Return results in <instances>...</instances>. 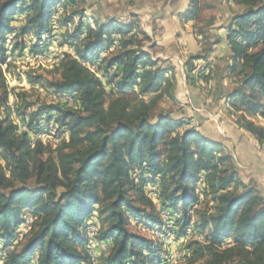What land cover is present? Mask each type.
<instances>
[{
	"label": "trees",
	"instance_id": "obj_1",
	"mask_svg": "<svg viewBox=\"0 0 264 264\" xmlns=\"http://www.w3.org/2000/svg\"><path fill=\"white\" fill-rule=\"evenodd\" d=\"M64 1L71 10L51 27ZM83 1L0 0V62L7 53L36 52L46 34H58L73 54L65 52L53 68L57 78L23 74L32 86L75 99L73 108L47 102L34 108L25 91L8 87L9 64L0 66L1 264L87 262V221L93 217L99 223L94 239L107 246L100 264L161 262L163 243L130 231L131 220L178 239L194 228L200 238L186 246L200 264H264V197L240 180L223 144L190 125V118L171 111L152 115L164 97L176 100L174 66L145 50L151 40L136 14L125 20L90 17L91 23L85 9H75ZM233 1L239 10L218 28L225 30L228 56L214 75L216 91L236 113L235 123L264 144V125L248 117L264 118V0ZM200 7L201 0H187L178 16L196 20ZM219 42L216 35L188 55L187 84L195 85L196 63ZM100 56L101 77L85 64ZM209 73L202 70L199 77L206 81ZM224 77L234 78L225 92ZM9 94L23 131L10 118ZM51 120L58 136L68 134L54 150L32 142ZM149 187L170 225L148 196ZM26 213L33 219L21 234Z\"/></svg>",
	"mask_w": 264,
	"mask_h": 264
},
{
	"label": "rangeland",
	"instance_id": "obj_2",
	"mask_svg": "<svg viewBox=\"0 0 264 264\" xmlns=\"http://www.w3.org/2000/svg\"><path fill=\"white\" fill-rule=\"evenodd\" d=\"M186 6H187V0H136V1H134V0H85L81 3H79L75 9H77V10L85 9L83 13L85 16L88 17V19L91 23H92V21H91L92 18L97 19V20L98 19H102V20L104 19L105 20L107 18H115L116 17V18H120V19L125 20L127 18V16L132 11L139 10L138 11L139 15L137 14V19H135V21L140 23L142 20V25L145 26V23L148 20V16H149V23H151V21H152L151 19H152L153 15L156 13H160V14L161 13L162 14H168L169 13L170 14L172 12L176 15H179L186 8ZM55 10L56 11L53 15L54 17L52 18L51 27H54V23L56 26H58V21L60 20V18L63 15L70 12L71 9L69 8V6L64 1V3L59 4L55 8ZM238 10H239V7L234 3L233 0H201L200 12H199L197 19L193 20L189 23L184 22L185 25L183 27V31L184 32L187 31V32H189V34H192L194 40L197 41L200 44V46H202L203 44H206L208 42H213L215 40L216 31L218 30V28L220 26L224 25L227 22L230 15L234 14ZM140 13H142V14H140ZM90 17H91V19H90ZM149 23H147V25ZM172 23L173 22L171 20H169L167 24H168V26H173V27L174 26L176 27L179 25V24L174 25ZM151 24H153V23H151ZM199 32L202 35H199ZM48 36H50V35L46 34L44 36L46 39V43L44 42V44H43L42 39L39 42V44L43 45V47L39 50H42L41 53L43 55H45L47 50L50 49V46H56L57 37H58L59 54L57 55V61L42 60L41 62H35L32 65L28 66V70L32 71L31 74L41 75L42 78L45 80L57 78V75L54 73L53 68L58 65L60 59L63 57V54L65 52L73 54V52L70 51L69 48L62 43V39H61L60 35L57 34V37H52V38H51V36L48 38ZM196 38L198 40H196ZM8 41H9V43H8ZM12 42L13 41L10 39L7 40V43L9 45H11ZM147 44H149L147 46H150V43H147ZM187 45H189V44H187ZM206 46L208 47V44H206ZM154 47H155V44L151 45L148 48L145 47V50H149L155 56L157 51ZM209 47L213 48V50L215 49L214 46L210 45ZM192 48L193 47H191V49ZM27 52L33 53V52H29L28 50H24L22 53H27ZM20 54L21 53H18V52L11 54V55H15L18 58L19 64L18 63L17 64L11 63L8 67V71H9L7 73L8 87L9 88L15 87V88H17L16 90L25 91L27 94V98H28L27 100L34 104V108L40 106L43 102L48 103V102L52 101V98L50 97V95L54 92L51 93V91L45 90L43 85H41V84L32 86L27 82V80L23 74L24 71L19 70V68H20ZM209 56H211L210 57L211 61H209L207 59V60H201V61L197 62V70L196 71H199V70L200 71L197 72V77L195 78L196 84L194 86H192L193 88H195L197 90L195 92L196 94H201V95H203L202 93L207 94V93L211 92L213 87H214V83H213L214 81H211L212 87H210V89H208V86L210 84L208 82L209 78L206 79V81H204V79H202L203 82H206V83H204L203 86L197 85V83L199 82V79H200V77H199L200 72H202V70H203L204 74H208L210 72L209 73L211 75L210 79H213V77L216 76V72H217L216 68H219L220 64H222V62H223L222 60H219L218 62L213 63L214 62V59H213L214 57L212 58L213 55H209ZM185 57L186 58L188 57L187 51H184L182 55H179V57L176 58V61H178V63L181 64L184 62ZM101 59H102V56H100V59L96 60L97 62H93V63L89 62V65H90L92 70L97 72V67H98V64L100 63ZM223 66H224V64H223ZM219 70H221V69H219ZM97 73H98L99 77H101L100 73L99 72H97ZM176 73H177V71H176ZM18 74L20 75L19 78L17 77ZM177 78H178V82H180V83H178V86H177V82H176V87H175V99L176 100L172 101V100H169L168 98L164 97L163 99L158 101L156 107L152 111L153 116L159 111H171L173 113L172 114L173 116H175L177 118H185V114H189L191 111H193V109L190 108V105L188 103H185L184 101L181 100L182 98L186 97L185 94L188 93L189 95H191L190 94L191 93V91H190L191 85L188 84L187 88H185L183 90V88H184L183 83L184 82H183V80L181 82L182 77H181L180 72H178ZM233 83H234L233 81L231 82L230 85H227L224 83L222 85L223 86L222 91L225 92V91L230 90L232 88V86L234 85ZM148 98H149V96H145V99H148ZM9 104H12L15 108L14 97L12 94H9L8 105ZM17 104L19 105L20 102H18ZM224 105H225L224 108L227 109L228 106L226 107V105H228V104L226 103V101H224ZM72 107H75V103L73 104ZM223 112L225 113V111H223ZM230 113L233 114L234 118H236V113H234V111L232 109H231V111H229V114ZM15 116H17L16 111H15ZM248 117L250 119H252L253 121H255L257 124L264 125V118L262 116H260L259 114L253 115V116H248ZM10 118L13 120L12 116H10ZM13 121H15V120H13ZM16 121L19 122L18 117H17ZM190 125H194V124H190ZM50 126L55 127V130H53L54 128L50 127ZM43 127H44V130H43V132H41V133H43V135H42L43 141H40V142L44 146L45 145H51L52 150H54L56 148V145L58 144L59 140L60 141L66 140L68 137L67 133L60 134L59 136L57 135L56 125L54 124V121L52 122V120L50 122H48L46 125L44 124ZM47 134H48V136H47V138H45V136ZM32 141L36 142V135L32 137ZM147 193H148V196L151 197L152 200L154 201L156 208L160 210L162 221L164 223H167L170 225V223L168 222V214L169 213L166 210L163 211L159 208L155 188L149 187L147 189ZM155 195H156V197H154ZM24 218L27 219V228L26 229H19V232H21V234L25 233L30 228V223H31V220L33 219L27 213L24 215ZM94 220H95V224H92V221H94ZM24 223H26V220ZM87 223L91 224L90 230L88 232V240L94 242L95 246H97V247L93 248V251L95 252V254L97 256L100 253V255L98 257V259H100L101 254H105L107 252V250L103 251L101 246L98 245L99 242L94 241L95 240L94 239L95 232L99 229V223L97 222L96 217H93L92 219L87 221ZM20 227H22V225ZM128 229L132 232L144 235L146 237H150L153 240H158V241L160 240L163 243V249H162L163 255L161 258L162 263L160 262L159 264L169 263V257L171 256V251L174 252L176 262H171L169 264H173V263L174 264H200V261H194L192 259L191 252L186 246L190 239H196V238L199 239L200 238V236L198 235L197 231L194 228H189L187 230V234L185 236L179 238V239L176 238V236L172 233L163 234V232H161L160 229L142 227V226L138 225L135 220L130 221V224L128 225ZM164 230H165V228L162 231H164ZM88 244H89V242H88ZM95 250L99 253H97ZM163 262H166V263H163ZM98 263H100V260H98ZM0 264H1V262H0Z\"/></svg>",
	"mask_w": 264,
	"mask_h": 264
},
{
	"label": "crops",
	"instance_id": "obj_3",
	"mask_svg": "<svg viewBox=\"0 0 264 264\" xmlns=\"http://www.w3.org/2000/svg\"><path fill=\"white\" fill-rule=\"evenodd\" d=\"M138 11H132L130 14L139 15ZM154 15L151 19V23L153 24L149 23V16L145 26L142 25V20L139 23L140 28L150 37V46L155 44L156 55L154 56L153 53L149 52L154 59H161L165 63H170L174 66L177 86L180 83L177 78L178 72H180L182 77L181 82L182 80L184 82V90L188 85L185 81L184 62L179 64L176 58L182 55L184 51H187V55L197 53L201 50V46L194 40L192 34L183 31L185 24L184 21L179 19L178 15L172 12L170 14L156 13ZM169 20L173 22L172 24L179 25L176 27L168 26ZM189 22L191 21L187 23ZM147 23L149 24L147 25ZM219 30L216 31V35L220 36V42L214 45L215 49L210 54L213 55L212 58L214 57L213 63L219 60L223 61L220 67L216 68V71H219L223 67V64H226L225 59L228 56L225 30ZM196 40L198 39L196 38ZM191 47L193 48L191 49ZM210 57L208 56L207 58L209 61H211ZM211 81H214L212 91L207 94L202 93L203 95L196 94L197 90L190 86L191 95L187 93L185 94L186 97L181 99L193 109L189 114H185V118H190L189 124L196 125L197 129L204 135L213 140L220 141L223 144L224 152L232 156L240 180L247 186L257 190L264 197V144H259L249 132L235 123L233 114H229L231 108L226 105L228 108L225 109L224 100L220 99L221 96L217 95L215 77L208 80L210 83L208 89L212 87ZM232 81L234 82V78L224 77L221 87H223L224 83L230 85ZM204 83L206 82H203L200 78L197 85L203 86Z\"/></svg>",
	"mask_w": 264,
	"mask_h": 264
},
{
	"label": "built area",
	"instance_id": "obj_4",
	"mask_svg": "<svg viewBox=\"0 0 264 264\" xmlns=\"http://www.w3.org/2000/svg\"><path fill=\"white\" fill-rule=\"evenodd\" d=\"M54 27H56L55 23H54ZM54 37H57V34ZM44 41H46V39ZM8 43H9V41H8ZM58 54H59V45H58V37H57L56 46H50V49L47 50L45 55H36L35 53H28V52L27 53H21L20 54V68H19V70L20 71H26V70H28V66L32 65L35 62H41L42 60L57 61V55ZM7 58H8V61L12 60V56H10V55ZM3 66H5V65H3ZM48 103L60 104V105H64L67 108H70V100L67 97H52V101H50ZM12 118H13V120L16 121L15 114L13 112H12ZM16 123L19 124L18 121H16ZM19 127L25 128V126L22 124H19ZM42 135H43V133L37 134L36 135V141L37 140L43 141ZM45 138H47V136H45ZM26 228H27V219H26V223L22 224V227H20L19 229H26ZM171 262H176V258H175L173 251H171V256L169 257V263H171ZM90 263H92L91 249H90ZM169 263H167V264H169Z\"/></svg>",
	"mask_w": 264,
	"mask_h": 264
},
{
	"label": "bare ground",
	"instance_id": "obj_5",
	"mask_svg": "<svg viewBox=\"0 0 264 264\" xmlns=\"http://www.w3.org/2000/svg\"><path fill=\"white\" fill-rule=\"evenodd\" d=\"M61 6V5H60ZM63 6V5H62ZM59 8V7H58ZM63 8V7H62ZM61 10V9H60ZM56 11V10H55ZM58 14V13H57ZM54 17V16H53ZM57 19V18H56ZM50 36H48V38H49ZM52 38V37H51ZM45 40V37H43V39H42V41H43V43L45 42L46 43V41H44ZM55 41V40H54ZM42 43V42H41ZM59 45V44H58ZM61 45V44H60ZM44 49V48H43ZM41 51L42 50H37L36 52H35V54L36 55H43L42 53H41ZM34 53V52H33ZM12 56V60H10V61H8V56ZM19 62V60H18V58L15 56V55H11V53H7L6 54V56H5V58H4V61L3 62H0V66H2L3 68H7V66H8V64L10 65L11 63L12 64H17ZM45 62V61H44ZM95 62H97V61H95ZM93 63V62H92ZM19 64V63H18ZM85 64L86 65H89V63L88 62H85ZM3 65H5V66H3ZM90 66V65H89ZM96 66V65H95ZM52 93V92H51ZM50 93V94H51ZM50 97L52 98V97H67V98H69V100H70V107L71 108H73L72 106H73V104L75 103V100H74V97H73V95H71V94H57V93H52L51 95H50ZM51 100V99H50ZM15 105V104H14ZM8 107H9V109H10V116H12V112L15 114V108H14V106L12 105V104H9L8 105ZM15 119L17 120V116H15ZM13 122H15V121H13ZM53 122V121H52ZM53 124V123H52ZM50 127H53V126H50ZM54 129L53 130H55V127H53ZM20 130H24V128H20ZM50 131V130H49ZM46 136H48V134L46 135ZM56 138V137H55ZM33 143L35 142V141H32ZM154 197H156V195L154 196ZM156 199V198H155ZM164 211V210H163ZM94 232V231H93ZM95 241V240H94ZM88 242H89V244L87 245V251H88V255H89V260L87 261V262H84V263H82V264H100V263H98V257H99V255H100V253L99 252H97L96 250V252L97 253H99L98 254V256L95 254V252L93 251V248L94 247H97V246H95V243L94 242H92V241H89L88 240ZM97 245V244H96ZM98 245H100L101 246V248H102V250L103 251H106L107 250V246H106V244L105 243H99ZM90 249H91V257H92V263H90ZM99 251V250H98ZM167 253V252H166ZM165 253V254H166ZM169 253V252H168ZM180 253V252H179ZM169 255V254H168ZM181 258V257H180ZM165 259V258H164ZM162 263V262H161ZM163 263H166V262H163ZM174 264V263H173Z\"/></svg>",
	"mask_w": 264,
	"mask_h": 264
}]
</instances>
